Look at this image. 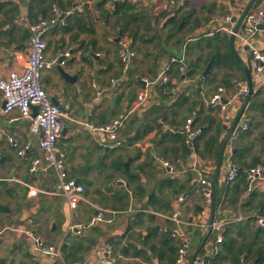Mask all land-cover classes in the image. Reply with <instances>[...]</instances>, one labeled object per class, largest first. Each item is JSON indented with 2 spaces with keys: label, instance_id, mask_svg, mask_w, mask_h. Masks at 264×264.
<instances>
[{
  "label": "crops",
  "instance_id": "obj_1",
  "mask_svg": "<svg viewBox=\"0 0 264 264\" xmlns=\"http://www.w3.org/2000/svg\"><path fill=\"white\" fill-rule=\"evenodd\" d=\"M54 1L52 3V0H38L39 7L45 8L46 12L37 13L36 20L53 18L55 8L60 15L57 25L44 37L47 47L45 57L48 61L55 60L56 64L51 70L45 71L41 78L45 92L51 100H55L63 107V113L67 118L66 132L59 139L58 148L65 155L66 170L73 179L77 178V171L85 163L86 157L89 158L90 166L80 179V184L101 188V192L97 193L104 194L103 201L113 205L100 204V194L90 197L84 194L87 203L71 210L64 198L48 194L58 190L54 172L37 176L29 173L30 161L42 159L38 147L39 137L30 132L28 120L17 119L16 114L4 117L0 113V205L7 207L8 210L5 213L0 211V264L2 262L96 264L99 256L95 255L94 251L101 249L104 243L113 247L117 257L115 264H168L169 248L172 246L177 248L178 243L169 236H164L165 229L168 231L180 229L188 236L189 259L199 247L201 249L198 255L208 258L218 246L214 244L212 234L202 246L201 243L208 231L195 226L200 215L197 208L202 206L203 201L196 173L204 172L212 182L217 157L215 158L213 153H203V139L198 141L195 139L192 148H189L183 139H179L180 136L173 134L171 130L182 127L187 119H191L194 125L196 118L203 122L205 118L210 117L220 122L222 141L241 105L229 107L225 117L220 118L217 109L210 105V98L216 92L217 84L224 88L226 96H230L240 75L245 79L242 68L234 67L233 71H229L231 72L229 75L225 70L218 69L211 61L200 59L202 54L214 51L212 50L214 48L205 47L206 43L199 42L197 45H203V48L194 52V57L198 60L199 75L188 78L187 81L184 78L178 81L170 75V89L175 90L174 93L170 92L171 96L166 95L162 88L152 87L147 104L129 117L115 139H107L99 133L91 134L82 124L100 126L124 115L136 96L142 75L148 74L154 78L167 64L169 56L179 58L183 34L177 33L170 40L164 26L170 16L181 15L187 8H193L196 3L194 0H182L181 6L170 10L167 8L166 0L123 1L132 5V9L126 11L127 15L138 14L136 16L147 18L145 25L151 28L147 32L149 36L151 35L149 43L158 42L157 37L161 33H165L167 39L160 45L164 47L165 58H156L157 54L154 51L157 50L153 49L157 48L155 46L152 48V57L147 52L141 56L136 54L131 68L124 73L118 58V42H115L120 31L121 37L123 35L119 20L121 9H116L119 2ZM207 1L213 5L207 10L208 21L203 19L201 26L193 30V35H205L215 27L210 24V19L224 16L214 15L216 11L221 13L226 11L225 14L238 16L248 2L235 0V4L231 5L229 0ZM29 2L0 0V77L6 76L10 71L19 70L25 60L29 41L28 24L37 22H32L29 18ZM257 7L264 11V0H260ZM68 11L72 13L65 16ZM195 15L202 18L198 12ZM133 25L136 26V23H131L126 28L129 29ZM219 25H224L228 30L233 27L231 22ZM185 27L188 31L192 25L188 24ZM140 32L145 33L142 29ZM229 34L221 33L217 40L222 43L224 37L228 40ZM169 40L172 41L171 45L169 42L167 44ZM143 45L146 43L143 42ZM253 45L263 50L264 35L257 36ZM235 50L248 67V52L237 40ZM62 56L65 57L64 62L59 66L58 61ZM187 64L192 65L193 60ZM208 64H211L209 72L203 76ZM58 67L71 77H75L74 82L65 81ZM227 75L234 77L223 81ZM93 83L102 93L98 103L94 102ZM131 86L132 94L127 96ZM255 86L260 90L258 98H263L259 99L261 105L246 110V115L247 112L253 114L252 117L247 116L249 123L250 121L252 123V129L237 141L227 143L224 154L231 155L232 163L238 160L249 166H264V74ZM2 108L3 99L0 95V112ZM255 111L259 117L255 116ZM209 125L210 122H207L204 128ZM195 128L201 131V136L204 128L198 125ZM9 138H13L19 147L29 146L26 158L17 155V150L13 148ZM117 141L121 145L113 148ZM234 154L236 157H233ZM121 157L124 160L123 166L125 163L128 164L127 170L124 167L125 174L111 167V161ZM162 162H166L172 168V172L163 166ZM129 173L139 176L138 182L131 181ZM73 174L74 177L71 176ZM225 174V166L222 165L216 184L218 200L228 199L225 189L229 185L224 181ZM100 175L105 178V189L99 181ZM106 177L112 179L106 180ZM9 178H16L46 193L29 199L26 197V188L19 183L6 181ZM135 186L142 187L144 192L142 196L138 197L135 194ZM176 191H180L181 194H175ZM244 194L245 192L238 199L237 206L227 207L230 214L239 210L240 202L245 199ZM179 197H182L181 202L178 200ZM117 198L120 200L114 202ZM121 200L126 207L112 210V207H117L118 203H121ZM97 209L119 213L106 216L112 218V223H96L85 229L81 235L69 231L71 226L90 222L96 216ZM174 213H178L181 223L177 224L171 220L170 217ZM206 220L203 218V221ZM253 224L249 223L248 227H242V233L241 227L230 232V239L237 241L236 248L257 243L260 245L259 249L264 251V233L256 236ZM29 230L31 233L42 235L47 244L59 250L61 258L40 253L35 248L32 237L27 235ZM70 253L73 257H67Z\"/></svg>",
  "mask_w": 264,
  "mask_h": 264
},
{
  "label": "built area",
  "instance_id": "obj_2",
  "mask_svg": "<svg viewBox=\"0 0 264 264\" xmlns=\"http://www.w3.org/2000/svg\"><path fill=\"white\" fill-rule=\"evenodd\" d=\"M27 2L31 0H26ZM113 2H123L125 0H112ZM168 9L182 5V0H166ZM54 17L50 19H40L36 23L28 24L29 41L26 51L25 60L19 70H13L7 73L6 76L0 77V95L3 99V108L1 109V115L4 117H11L17 115V119H24L29 121V130L32 134L39 137L38 147L42 153V159H33L30 161L29 173L32 176L39 174H46L54 172L57 180L58 190L55 192H49L64 198L71 210L75 209L78 205L87 203L85 199L84 187L81 184L76 185L75 179L71 178L66 170L65 155L58 148V141L62 136L65 128L66 114L63 113L60 106L52 102L50 97L45 92L41 78L45 71L51 70L56 64L55 60L48 61L45 57L46 42L45 35L58 23L59 12L55 8L53 10ZM72 11H68L65 16H69ZM231 15L226 14L223 17L211 18L210 24L215 27L211 28L209 33L201 34L202 36H211L213 33H231L224 25L231 21ZM261 27V28H259ZM264 35V11L258 8L253 9L244 19L241 32L237 35L236 40L241 47H248V69L250 71V77L254 85H256L262 75L264 74V49H258L254 47L253 41L257 36ZM189 42V41H188ZM185 44L182 49L180 58H171L169 62L162 68L156 77L141 78L140 87L136 93V96L131 104L129 110L119 118L112 120L109 123L93 126L90 124H82L91 134H102L107 139H115L116 135L124 128L129 117L136 111L143 108L150 99V91L154 86L168 85L171 77L170 72L172 65H179L180 74H185L186 58H185ZM12 54H10L11 56ZM136 57L132 43L129 39L121 37L118 41V58L122 65L123 72L126 73L131 68L132 62ZM63 63V62H62ZM115 82V81H114ZM95 90L94 102L98 103L101 91L93 83ZM257 89L256 86L252 95L254 96ZM174 93L175 90L170 91ZM248 96V87L246 81H238L235 84V90H233L230 96H226L224 88H218L217 92L210 98V105L217 109L218 116L224 118L228 112L229 107L240 104L242 106L243 101ZM227 103L224 104L223 101ZM33 108L36 109V113L33 116ZM245 108L241 114L236 126L230 134L228 144L237 141L244 133L249 129V119L246 115ZM1 131V129H0ZM175 135L180 136L184 144L192 148L193 142L197 139L201 131L193 127V121L187 119L184 125L178 129L171 130ZM13 148L17 150V155L21 158H26L29 146L25 145L19 147L13 138H9ZM121 145L117 141L113 148H118ZM230 150V149H229ZM222 165L225 166V178L226 184H233L238 176L239 168L234 166L231 160V155H225ZM170 172L172 168L166 163L162 162ZM199 184L201 185L202 207L203 211L200 213L196 227L201 228L204 231L211 229V234L214 237V244L216 246L223 242L224 234L228 225L239 222H246L252 220L256 227L264 230V215L255 213H242L239 210L230 214L228 209L220 205L216 206L215 214L212 223L208 224V216L210 206L212 203V190L213 184L209 180L206 174L202 171L196 173ZM8 182L19 183L26 188V197L34 199L40 193H46L36 188L30 187L16 178L6 179ZM245 184L246 191L244 196L258 192H264V166L256 165L245 171ZM178 200L181 202L182 197ZM130 210V209H129ZM119 212H111L109 210L97 209L96 216L87 224L77 225L69 227V231H75L76 235H81L85 229L94 226L96 223H112V218H107V215H115ZM171 220L175 223H181L178 218V213H174ZM207 219L206 221H203ZM168 233L169 237L178 243L177 257L174 264H188L189 262V250L190 243L188 236L180 229L173 231L164 230ZM27 235L31 236L34 242L35 248L45 256L61 258L59 250L55 249L51 245L47 244L45 238L42 235L31 233L27 231ZM94 254L99 256L96 264H115L117 257L114 254L113 247L104 243L101 249L94 251ZM207 257L197 255L191 264H206Z\"/></svg>",
  "mask_w": 264,
  "mask_h": 264
},
{
  "label": "trees",
  "instance_id": "obj_3",
  "mask_svg": "<svg viewBox=\"0 0 264 264\" xmlns=\"http://www.w3.org/2000/svg\"><path fill=\"white\" fill-rule=\"evenodd\" d=\"M55 1L52 0V3H54ZM260 0L258 1L259 4ZM257 4V6H258ZM40 2H38V0H32L31 2H29L28 5V15L29 18L32 22H36V18H37V13H44L46 12V9L43 7H39ZM52 5V4H51ZM212 3H210L209 5H207V7L205 8V13L207 14V10L209 8H212ZM255 8H258V7ZM51 7V6H50ZM116 9L120 10L121 9V18L119 19L121 22V29H122V37L125 36V34H128V39H130L132 41V46L134 43H136L137 41H143L144 43H149L151 40V35L149 36V34H147V32L151 29L148 28L145 23L147 21V18L145 17H138L135 14V16L132 15H127L126 11L132 9V5H130L127 2H119L116 4ZM226 11L222 12V15H226L225 14ZM140 14V13H139ZM196 12L194 10H187L185 13L181 14V15H172L170 16L166 23L164 28L167 29L168 31V39H172L175 34L182 32L181 34L187 33L189 36L187 38V41L189 42H195V43H199L197 41H199V39L196 38L195 34L193 35V30L199 26H201V21L203 20L200 17H197ZM228 14V13H227ZM221 15V16H222ZM46 17V16H44ZM118 21V19H117ZM204 21H208L207 16H205ZM31 22V23H32ZM131 23H136V26L133 25L131 28L127 29L126 27L129 26ZM140 24V25H139ZM143 24V26H142ZM192 25V28H189L188 31L185 29L186 25ZM135 26V27H134ZM143 27V28H142ZM142 29V31H144L145 33H141L140 30ZM183 30V31H182ZM147 38V39H145ZM159 38V37H157ZM177 40V39H175ZM197 40V41H196ZM221 44H228V40L227 37H224V39L222 40ZM167 52V50H165ZM190 52V51H189ZM220 52V51H219ZM191 53V52H190ZM194 53V52H193ZM189 54V53H188ZM201 54V53H200ZM158 53L156 58L158 59ZM198 55V54H197ZM196 55V56H197ZM173 58L172 56H169V60ZM204 59V61L206 62H212L216 67L221 68V70H225L227 74H231V72L229 73V71H233L234 67L239 68V64L237 63V61L234 59L232 54L229 55H225L224 59H225V63H221L219 61L220 57L218 56V54L216 55L215 53L212 52H208L206 54H202V56L200 57V59ZM193 60V64L192 65H188L189 69H186V73L185 76H191L194 77L196 75H199V68L197 65L198 60L193 57V59H189ZM191 70V71H190ZM170 75H172L171 77L175 78L176 80H182L184 75L180 74L179 71V66L177 64H173L172 65V70L170 72ZM227 75L226 77L229 78L230 76ZM233 77V76H231ZM230 77V79H231ZM242 81H245V79H242ZM171 82V81H170ZM170 82L168 85L165 86H156L159 88H162V90L164 91V93L166 95H170ZM170 90V91H169ZM217 91V89H216ZM260 94V90H257L255 95L252 97L251 101L248 104V108L249 110L254 109L255 107H257L258 105H261L262 102L259 101L258 96ZM176 96V95H175ZM180 97V96H179ZM179 97L177 99H179ZM207 122H210V125L207 128H204V126L206 125ZM199 123V124H198ZM203 127V132L202 135L197 138L196 141L198 140H204L203 142V153L204 154H210L213 153L214 157H217L218 154V149L221 143V124L220 122H217L215 119H211L210 117L205 118L203 120V122H200L198 118H196L194 120V125L193 127ZM250 125V123H249ZM179 139H181V137H178ZM187 151H185L186 153ZM149 158V155H146ZM233 157H236V154L233 155ZM139 158V155H138ZM234 160V159H233ZM123 158H115L111 161V167L113 168V170L120 172L121 174H125V169L123 166ZM234 164H237L240 167V170L238 172V176L236 181L232 184L229 185L226 189H225V194H226V198H228L227 200H218L217 201V205H220L221 203H223L224 207H228V206H232L235 207L237 206V201L238 199L242 196V194L246 191V184H245V173L244 170L249 169L250 167L254 166H249L246 163H242L240 161H235L234 160ZM130 174V173H129ZM131 175V176H130ZM129 175V179L132 180H138L140 179L139 176L137 175H133L130 174ZM72 177H74V174L71 175ZM112 179V177H106V180H110ZM135 194L140 197L143 195V189L141 186H135ZM175 194H181L180 191H176ZM201 195V193H200ZM245 199L242 200L239 204V211H241L242 213L246 214V213H255V214H260V215H264V192L258 193H252L249 195H246L244 197ZM120 199L117 198L114 200V202H118ZM152 201V200H151ZM126 207V204H122V200L121 203H118L117 207H112V210H118V209H123ZM203 211V207L201 206L200 208H197V213H201ZM249 223H253L252 220L246 221L245 223L243 222H239V223H233L231 225L227 226V229L225 231L224 234V238H223V242L218 245V248L215 249V251L207 258L206 264H264V251L263 249H259L258 246H260L257 243H249L247 246H244L242 248H236L237 245V241H234L232 239H230L229 235L230 232L238 227L240 228V232H243V228L242 227H248ZM255 226V224H253ZM239 231V230H238ZM254 233L256 236H259L261 234L264 233V230L261 228H258L255 226L254 228ZM164 236H169L168 233L164 232ZM170 241V239H169ZM220 248V249H219ZM177 249L175 246H172L169 248L170 251V257L168 258V264H174L176 257H177ZM243 256V258L241 259V257ZM67 257H73V254L70 253L69 255H67ZM1 264H5V262H2Z\"/></svg>",
  "mask_w": 264,
  "mask_h": 264
},
{
  "label": "water",
  "instance_id": "obj_4",
  "mask_svg": "<svg viewBox=\"0 0 264 264\" xmlns=\"http://www.w3.org/2000/svg\"><path fill=\"white\" fill-rule=\"evenodd\" d=\"M231 5L235 4V0H229ZM259 0H248V2L244 5V7L241 9L240 13L238 16H232L231 17V23L233 24V27L231 29V33L229 34L228 37V45L230 48V51L234 57V59L237 61V63L239 64V66L242 68V71L244 73L245 76V80L247 83V87H248V96L246 97V99L243 101L242 106L240 107L236 117L234 118V120L232 121V124L230 125V128L228 130V133L226 134L225 138L221 141L220 146H219V150H218V155H217V162H216V168H215V173L212 179V184H213V190H212V203L210 206V212H209V218H208V224L210 225L213 221L214 218V214H215V210H216V206H217V201H218V196H217V190H216V184H217V178L219 175V172L221 170L222 167V162L225 158L224 156V152H225V147L227 145L228 139L230 137L231 132L233 131L234 127L236 126L241 114L244 112L245 108L248 106L249 102L251 101L253 95V90L255 88L254 83L251 80L250 77V71L247 67V65L245 64V62L242 60V58L239 56V54L237 53V51L235 50V41H236V37L237 35L241 32V29L243 27V22L245 17L253 10L255 9V7L257 6ZM261 28V27H259ZM121 38V31L119 32V35L117 37V39L115 40V42L117 43ZM244 50L247 52L249 50V48L246 46L244 47ZM64 56L60 57L59 61H58V65L60 66L62 64V62H64ZM211 64H208L206 69L203 72V76H205L206 74H208L209 69H210ZM58 71L60 72L61 77L69 82V83H73L75 80V77H71L70 75H68L67 73H65L63 71V69L61 67H58ZM52 102L55 103L56 105L60 106V108L62 109V111H64L63 107L58 104L55 100L52 99ZM224 104L227 103L226 100L223 101ZM4 105V103H3ZM33 116L36 113V109L33 108ZM66 132V127L63 130L62 135H64ZM90 166V162H89V158L86 157L85 159V163L80 167V169L77 171V178L75 179V184L78 185L80 184V179L82 177H84V175L86 174V172L88 171V168ZM125 169L127 170L128 168V164L125 163L124 164ZM0 211L2 212H7V207L0 205ZM211 235V229H208V233L206 235V237L203 239L202 241V246L205 244L207 238ZM201 247H199L198 249H196L193 254L191 255L188 264H191L192 261L195 259V257L198 255L199 251H200Z\"/></svg>",
  "mask_w": 264,
  "mask_h": 264
},
{
  "label": "rangeland",
  "instance_id": "obj_5",
  "mask_svg": "<svg viewBox=\"0 0 264 264\" xmlns=\"http://www.w3.org/2000/svg\"><path fill=\"white\" fill-rule=\"evenodd\" d=\"M195 1V3L196 4H194V6H193V8H187V10H194L195 12H198L200 15H201V17H202V19H204L205 18V16H207V14L205 13V8L207 7V5H209L210 4V2L209 1H207V0H194ZM194 1L192 2V3H194ZM259 8V7H258ZM186 10V11H187ZM186 11H184L183 13H185ZM214 15H222V13L221 12H218V11H216V13H213ZM221 35V33L220 32H216V33H213L211 36H202L201 34H197V35H195L196 36V38L197 39H199V41H197V42H202V43H206V45H205V47H211V48H214V49H212V50H214V51H211L212 53H215L216 55L218 54V56L220 57V59H219V61L221 62V63H225V59H224V56L225 55H229V54H232L231 53V51H230V48H229V46H228V44H226V45H224V44H221L220 43V41L219 40H217V39H219V36ZM159 36V38H157L158 40V42H156V43H153V44H151V43H146V45H143V42H141V41H137L136 43H134L133 44V49H134V52L137 54V55H139V56H141V55H143V54H145L146 52H147V54L148 55H150L151 57H152V54H151V52H153V50H152V48L153 47H157V48H153L154 50H157V52L156 51H154L155 52V54H159L158 55V57H160L161 59H163V58H165V56H164V52H163V49H164V47H162V46H160V45H162V44H164L165 42H166V34L165 33H161L160 35H158ZM188 34L187 33H184L183 35H182V38H183V44H185V49H184V53H185V58H186V60H187V62L189 61V59H193V57L195 56V53H192V52H195V51H199L200 49H202L203 48V45H197V43H195V42H188L187 41V38H188ZM192 36H194V35H192ZM125 38H127L128 39V34L126 33L125 34V36H124ZM170 40H172V39H170ZM167 41V44H169L170 43V45L172 44V41ZM138 42H139V44H138ZM169 42V43H168ZM182 44V46H184ZM181 46V49H183V47ZM191 53H190V52ZM220 51V52H219ZM167 53V52H166ZM189 53V54H188ZM181 54H182V51L180 52V54H179V58L181 57ZM167 59V58H166ZM168 62H169V60H168ZM167 62V63H168ZM187 62H186V69L188 68L189 69V66H188V64H187ZM185 69V70H186ZM191 71V70H190ZM219 71H221V70H219ZM225 71H223V73H224ZM185 73H186V71H185ZM240 74H238V76H239ZM144 78H151V75H148V74H143L142 75ZM187 76V75H186ZM234 77V76H233ZM186 81L188 80V78L189 79H191V78H193V77H191V76H187V77H185V74H184V77H183ZM227 79V77H224V79H223V81H225ZM183 80V79H182ZM238 81L239 80H242V78H241V75H240V78H238L237 79ZM217 83H219V81H217ZM221 87V85L220 84H217V89L218 88H220ZM132 86L131 87H129V91H128V93H127V96H129L130 94H132ZM233 90H235V87H234V89ZM217 92V91H216ZM215 92V93H216ZM263 97H259L258 99H262ZM251 115V117H252V115L253 114H248V112H247V116H248V118H249V116ZM255 116L256 117H259L258 116V114H257V112L255 111ZM251 126V127H250ZM252 129V123H251V121H250V125H249V129H248V131L249 130H251ZM112 160V159H111ZM233 165L234 166H236V167H238V165L237 164H234L233 163ZM254 166H256V165H254ZM262 166V165H261ZM253 167V166H252ZM239 168V170H240V167H238ZM251 168V167H250ZM246 170H248V169H246ZM246 170H244V173H245V171ZM99 181H101L102 182V186H104V189H105V186H106V181H105V178L102 176V175H100V178H99ZM84 186V185H83ZM84 190H85V194H86V196H92V195H94V196H96V194H100V193H97V191L98 192H101V188H97V187H89V186H84ZM105 195L104 194H100V199H99V196L97 195V199H99L100 201H101V203L100 204H102V205H107V206H111V205H113L112 203H106V201H103L104 200V197ZM103 198V199H102ZM33 202V201H32Z\"/></svg>",
  "mask_w": 264,
  "mask_h": 264
}]
</instances>
